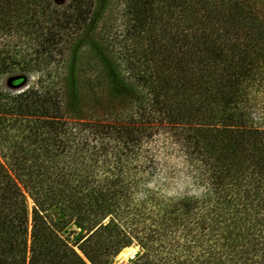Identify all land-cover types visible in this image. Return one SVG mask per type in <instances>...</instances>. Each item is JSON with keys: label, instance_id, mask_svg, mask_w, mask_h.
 Listing matches in <instances>:
<instances>
[{"label": "trees", "instance_id": "obj_1", "mask_svg": "<svg viewBox=\"0 0 264 264\" xmlns=\"http://www.w3.org/2000/svg\"><path fill=\"white\" fill-rule=\"evenodd\" d=\"M118 2L0 0V264H264V0Z\"/></svg>", "mask_w": 264, "mask_h": 264}, {"label": "rangeland", "instance_id": "obj_2", "mask_svg": "<svg viewBox=\"0 0 264 264\" xmlns=\"http://www.w3.org/2000/svg\"><path fill=\"white\" fill-rule=\"evenodd\" d=\"M122 5L118 2V0H112L111 7L109 13L104 18L101 24V31H107L110 37H113V42L115 44V49H120V42L122 39L123 30H125L124 23L125 18L122 14ZM106 29V30H105ZM36 80L35 76H32L30 79V83H33ZM5 81V80H4ZM127 104L122 103L119 105L121 110H126ZM175 156V155H174ZM171 156L167 161L168 163L165 165V171L158 180L157 186L161 188L163 191L171 193V194H183V193H198V189L193 183L190 181L189 174L187 173V169L183 165L181 157ZM27 207L29 213V221L28 227L29 232L32 231V210H33V200L27 194ZM51 213L54 217H58V213L55 209L51 210ZM81 234L80 228H78L75 224H71L68 226L63 235L67 238L71 243L75 242L79 235ZM124 256L119 257V254L115 257L113 264H129L131 260H133L137 255L141 254L143 249L141 245L137 242H134ZM81 252V251H80ZM82 253V252H81Z\"/></svg>", "mask_w": 264, "mask_h": 264}]
</instances>
